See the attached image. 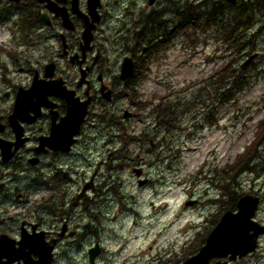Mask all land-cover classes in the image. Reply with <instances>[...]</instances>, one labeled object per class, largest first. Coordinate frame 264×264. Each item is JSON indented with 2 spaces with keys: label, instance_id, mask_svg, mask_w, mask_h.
I'll use <instances>...</instances> for the list:
<instances>
[{
  "label": "rangeland",
  "instance_id": "1",
  "mask_svg": "<svg viewBox=\"0 0 264 264\" xmlns=\"http://www.w3.org/2000/svg\"><path fill=\"white\" fill-rule=\"evenodd\" d=\"M105 1L116 46H131L135 33L143 29L149 40L152 33L145 27L160 15V20L167 23L154 22L159 30L155 34L164 43L150 61L147 73L131 86L129 81L124 86L119 84L115 102L103 104L85 126L82 142L70 157L67 185L72 192L80 188L101 164L95 177L96 191L91 193V209L79 223L84 237L74 246L64 244L55 264H89L88 251L96 241L103 247L96 264H181L199 249L209 228L225 210L223 201L228 198L219 185L232 186L222 167L254 141L258 122L264 118V14L257 10L250 26L239 27L238 39L246 37L248 46L230 57V48L210 28L184 31V21L175 13L172 1L158 0L153 6L148 0ZM185 1L201 12L208 2ZM2 44L12 46L13 52L0 51V84L8 62L12 63L8 53L24 54L1 24ZM255 52L258 57L247 70H241V63ZM226 60L235 69L232 85L236 80L243 85L232 99V86L230 82L225 84L230 78L226 75L224 82L221 73L215 71ZM220 84L222 94L215 95ZM161 96L180 99L184 105L169 129L157 126L152 114L150 104ZM126 109L131 112L128 118H124ZM260 155L253 172L238 175L237 189L239 194L261 197L255 219L264 225V143ZM138 166L143 167V177L148 179L143 186L133 173ZM189 201L194 202L187 205ZM75 213L76 220L79 215ZM190 223H194L192 228L185 232ZM234 264H264V234L256 252Z\"/></svg>",
  "mask_w": 264,
  "mask_h": 264
},
{
  "label": "flooded vegetation",
  "instance_id": "2",
  "mask_svg": "<svg viewBox=\"0 0 264 264\" xmlns=\"http://www.w3.org/2000/svg\"><path fill=\"white\" fill-rule=\"evenodd\" d=\"M96 4L95 8L90 0H0V25L24 52L8 53L12 63L0 84V246L7 243L4 254L14 259L9 263L4 257L3 263L38 260L35 246L40 243L53 247L55 264L64 244L74 246L84 237L79 223L91 209L93 195L85 208V198L78 196L87 181L70 191V157L96 110L115 102L117 86L126 83L120 82L124 58L131 57L136 67L141 52L140 42L125 49L124 44L115 45L109 5L105 0ZM140 34L148 40L144 29L135 37ZM86 35L92 36L88 43ZM3 45L13 52L12 46ZM35 84L38 88L28 94L25 107L15 112L19 93ZM65 92H74L77 104L88 110L68 151L58 142L70 139L79 115L73 123L67 118L70 104ZM107 92L113 96L111 103L103 98ZM72 209L79 215L76 220Z\"/></svg>",
  "mask_w": 264,
  "mask_h": 264
},
{
  "label": "trees",
  "instance_id": "3",
  "mask_svg": "<svg viewBox=\"0 0 264 264\" xmlns=\"http://www.w3.org/2000/svg\"><path fill=\"white\" fill-rule=\"evenodd\" d=\"M169 1H172L174 3V7H176L175 13L178 14L179 18H182V20L184 21L183 25L181 26L184 31H187V29L190 28H205L206 30L210 28L213 34L216 33V35L219 37L218 40H221L223 45L227 46V48H230V57L237 53L238 49L240 50V48L243 49V47L248 46L246 37H244V39H242L241 41L238 39V34L236 32L238 31L239 27L242 28L244 26H250V20L257 10H261V12L264 14V0H242L238 6H234L231 3L210 2L208 0V2H206V5L203 6L206 10L202 12L196 9L194 4L189 3V1ZM228 8H231V10L226 12ZM160 16H157L158 18H154L155 20L152 19V21L149 23L150 25L148 26L149 28L147 30H150V32L152 33L149 40H146L142 34H140V37H137L136 39L138 40V42H140L141 52L139 54V58L137 59L134 78H132L128 82V86H131L130 83L134 82L136 79L138 80L141 76L143 77L147 73L150 61L156 56L159 50L158 48H160V46L164 43V40H160V36L157 37V35L155 34L156 31L159 30H157V26H154V22L160 21V25H165L167 23V20H165L166 22L161 21ZM154 36H156V38L154 39L158 40V42H155V40L153 39ZM234 70L235 69L233 67V63L230 60L224 61L223 64L217 70H215L216 73H221V78H224L226 75H228L227 77L230 78L227 81V77L224 78V82L226 81L225 84H228L230 82L228 85L231 84L230 87L232 86V90L229 89L230 99L233 98L231 96H234L236 93L243 90V85L242 83H239L238 80L235 81V86L232 85V75H234L235 73ZM224 82L222 84H224ZM221 87L222 85L220 84L216 88L215 95L222 94V92L220 93ZM133 95L135 94L133 93ZM222 97L223 99L225 98L223 95ZM133 98L136 99V96H134ZM156 100L157 102L153 100L150 105H152V114L155 118L157 126H162L166 129H169L174 125L177 118H179V116L182 114V107L184 105L180 102V99H166V96H161ZM186 106L189 108L188 104ZM256 132L257 133L255 135L254 141L249 144L242 153L237 155V157L233 161L222 167V170L228 175L227 181L232 186V189H229L227 188V184L225 186L223 184L219 185L222 189H224L223 196H227L228 198V201H223L224 203H226V206L223 208L225 210L236 209L237 201L240 196L243 195L239 194L238 192L237 177L242 172H253L254 161L261 156L260 147L264 143V118L259 120ZM217 218L218 219L213 222V226L219 220V217ZM212 228H209L208 233ZM207 234L204 236L201 244L204 242ZM194 252L195 251H193L192 253Z\"/></svg>",
  "mask_w": 264,
  "mask_h": 264
},
{
  "label": "water",
  "instance_id": "4",
  "mask_svg": "<svg viewBox=\"0 0 264 264\" xmlns=\"http://www.w3.org/2000/svg\"><path fill=\"white\" fill-rule=\"evenodd\" d=\"M19 2V0H11ZM42 1V0H40ZM99 0H90L92 7L96 8V3ZM150 5H154L157 0H148ZM235 3L237 0H230ZM58 11V10H57ZM59 13V12H58ZM42 20V14H40ZM63 17L66 18V15L63 14ZM91 35H86V42H90ZM258 56V53L250 55L244 63L241 65V69L245 70L249 67L252 61ZM53 66V65H51ZM134 73V62L130 57H126L122 64L120 78L122 80H127ZM83 82H81L82 84ZM38 88V85L35 84L27 93L20 92L17 98L15 112L20 111L25 107L28 102V94L32 93ZM65 96L70 104L69 115L67 118H70L71 123H73L75 115H79V118L75 122V129L70 135V139H62L58 142L60 145H65L67 151L70 146L75 142L73 136L77 134L78 127L81 122L84 120L88 110L85 105L81 108L77 104V98L74 97V92H65ZM103 96L111 101L112 96L111 92L103 94ZM86 104V103H84ZM130 112L125 111V118L129 117ZM100 164L98 165V167ZM133 172L136 174L139 179V185L142 186L147 183V179H142L141 175L143 169L141 167L134 168ZM96 175V171L92 176V180L84 185L82 192L79 194V198H85V208L90 202V197L86 194L88 189H94L93 178ZM194 201L187 202V205L193 204ZM261 199L257 195L246 194L239 198L237 202V210H226L221 216L217 225L208 235L205 244L201 247L199 252L190 258H188L183 264H211V259L220 258L225 260H218L214 264H233L238 258H242L249 253H255L258 246V239L260 235L264 234V225L259 223L254 219L258 207L260 205ZM23 243V242H22ZM23 247V246H22ZM37 253L39 254L38 260H33L31 258L25 259L26 264H51L53 260V247L46 248L42 244H36ZM4 249H9V245L4 243L0 246V262L4 257L8 258L9 263L14 261L13 258L8 257L7 253L4 254ZM101 252V246L99 243L96 246L92 247L89 251L90 264H95L96 257ZM1 264H7V262Z\"/></svg>",
  "mask_w": 264,
  "mask_h": 264
},
{
  "label": "bare ground",
  "instance_id": "5",
  "mask_svg": "<svg viewBox=\"0 0 264 264\" xmlns=\"http://www.w3.org/2000/svg\"><path fill=\"white\" fill-rule=\"evenodd\" d=\"M143 39V38H142ZM143 45V44H142Z\"/></svg>",
  "mask_w": 264,
  "mask_h": 264
}]
</instances>
